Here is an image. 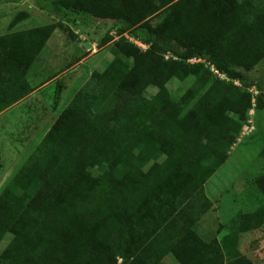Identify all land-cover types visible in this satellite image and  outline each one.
I'll return each mask as SVG.
<instances>
[{"label": "trees", "instance_id": "obj_1", "mask_svg": "<svg viewBox=\"0 0 264 264\" xmlns=\"http://www.w3.org/2000/svg\"><path fill=\"white\" fill-rule=\"evenodd\" d=\"M36 2L58 23L0 36V112L33 92L29 74L56 30L71 36L68 22L112 21L118 39L112 60L0 193V243L8 238L0 264H163L167 256L177 264H253L238 252L239 237L264 226V202L220 227L221 240L205 243L194 227L212 208L205 184L247 113L264 110V88L253 98L234 84L245 85L244 73L264 60V2ZM27 17L17 14L9 29ZM189 77L192 86L173 100L167 85ZM149 88L160 92L149 96ZM254 186L264 198V173Z\"/></svg>", "mask_w": 264, "mask_h": 264}, {"label": "rangeland", "instance_id": "obj_2", "mask_svg": "<svg viewBox=\"0 0 264 264\" xmlns=\"http://www.w3.org/2000/svg\"><path fill=\"white\" fill-rule=\"evenodd\" d=\"M36 1L0 0V36L57 24L58 19L48 11L39 9ZM38 1L43 5L46 3V0ZM55 1L64 6H70L75 0ZM261 1L264 2V0ZM19 13H27L28 17L9 29L11 21ZM166 14L162 12L156 15L150 20L151 23L157 25ZM67 26L70 28L71 36L56 30L31 70L30 77L33 83L42 81L41 85L48 83L51 86L39 94L40 104L36 105V102L31 105L24 104V106H37L38 111L41 110V106L42 110L45 107L51 114L43 126L41 125L38 134L32 137L33 134L29 135L26 131L23 134L24 144H17L16 147L14 145L13 149L8 147L5 155L4 150L2 151L0 164L8 172L3 188L10 184L47 130L77 92L88 82L93 72H102L105 65L112 60L111 46L118 39L115 36L116 31L112 21L83 19L68 22ZM137 34L140 39L144 36L142 32ZM126 36L130 37L129 34ZM129 40L132 43L139 42L130 38ZM244 75L247 78L245 85L238 83L237 87L255 98L260 93L257 89L264 88V60L253 71ZM193 82L192 77L183 82L172 80L167 85L171 98L175 101L179 100ZM251 84L254 86H248ZM58 90L60 97L57 99L55 94ZM159 92L157 88L147 89L149 96H155ZM262 95L264 96L263 93ZM19 114H14L13 120ZM20 119L22 118L16 121ZM10 130L12 127H9L6 132L8 136L12 133ZM263 148L264 110L259 111L253 108L247 113L239 138L229 150L226 162L205 184V193L212 203V208L194 227L195 233L205 243L213 239L221 240L223 234L218 233L219 228L228 223L236 213H251L263 204L264 198L254 186V179L264 173V159L260 157ZM7 240L8 238L0 243V254L5 249ZM238 252L253 264H264V226L241 234ZM163 264L177 263L171 256H167Z\"/></svg>", "mask_w": 264, "mask_h": 264}, {"label": "crops", "instance_id": "obj_3", "mask_svg": "<svg viewBox=\"0 0 264 264\" xmlns=\"http://www.w3.org/2000/svg\"><path fill=\"white\" fill-rule=\"evenodd\" d=\"M30 74L28 78L30 84L34 88L33 92L19 103L0 112V156L2 155L3 150L5 155V152L7 151L8 147H11L13 149L14 145L16 147L17 144L18 145L24 144L23 134H25L26 131L28 132L29 135L33 134L32 137H34L35 134H38L41 127L43 126V123L47 121V119L51 114L47 109H45V107H43L42 110V106L40 111H38L37 106H24V104L28 103L29 105H31L34 102H36L35 103L36 105L40 104L39 101L41 100V98L39 94L43 90H46L51 86L48 83L41 85L42 81L33 83ZM19 111L23 113L19 114L18 113ZM14 114L15 115L19 114L20 116L18 115L13 120L14 117L12 116ZM19 118L22 119L16 121ZM9 127H12V130H10L12 133L8 136L6 132L9 129ZM0 163H1V159H0ZM7 176H8V172L0 164V193L4 190V188H6V187L3 188V186L4 183L7 181Z\"/></svg>", "mask_w": 264, "mask_h": 264}, {"label": "built area", "instance_id": "obj_4", "mask_svg": "<svg viewBox=\"0 0 264 264\" xmlns=\"http://www.w3.org/2000/svg\"><path fill=\"white\" fill-rule=\"evenodd\" d=\"M133 44L136 45L138 48H140L143 51H146V49H147V46L141 44L140 42H134ZM188 63H190V64L202 63V60L191 59V60L188 61ZM210 71H211V73L213 74L214 77L216 76L217 78H220L221 80L229 81V79L225 75H222V74L218 73V71H216L213 67H210ZM234 84L239 86L238 82H234ZM252 103L254 104V100L252 101ZM120 263H122L121 259L118 260V264H120Z\"/></svg>", "mask_w": 264, "mask_h": 264}]
</instances>
